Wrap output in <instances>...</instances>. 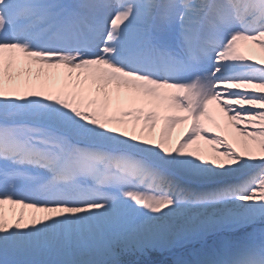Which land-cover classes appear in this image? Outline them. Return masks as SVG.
Returning a JSON list of instances; mask_svg holds the SVG:
<instances>
[{
  "label": "snow or ice",
  "instance_id": "obj_1",
  "mask_svg": "<svg viewBox=\"0 0 264 264\" xmlns=\"http://www.w3.org/2000/svg\"><path fill=\"white\" fill-rule=\"evenodd\" d=\"M0 264H264V0H0Z\"/></svg>",
  "mask_w": 264,
  "mask_h": 264
},
{
  "label": "rangeland",
  "instance_id": "obj_2",
  "mask_svg": "<svg viewBox=\"0 0 264 264\" xmlns=\"http://www.w3.org/2000/svg\"><path fill=\"white\" fill-rule=\"evenodd\" d=\"M158 257L159 259H169L168 257H160V256H153L151 259L155 260V259H158Z\"/></svg>",
  "mask_w": 264,
  "mask_h": 264
}]
</instances>
